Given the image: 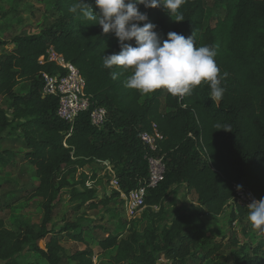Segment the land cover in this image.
I'll use <instances>...</instances> for the list:
<instances>
[{
  "label": "trees",
  "instance_id": "1",
  "mask_svg": "<svg viewBox=\"0 0 264 264\" xmlns=\"http://www.w3.org/2000/svg\"><path fill=\"white\" fill-rule=\"evenodd\" d=\"M73 2L53 0L54 18L44 22L38 33L0 38V47H4L0 51V97L10 99L11 113L9 118L0 108V133L8 128L22 133L24 159L35 167L37 177V183L22 190V195L27 200L40 198L43 209L38 230L11 229L0 218V262L19 264V256L28 250L40 253L48 264H94L95 252L86 233L103 226L92 228L79 216L63 228L49 227L58 195L68 189L69 200L79 212L84 206L87 210L107 206L119 192L100 197L97 188L89 185L96 179L94 166L103 162L112 166L123 191L137 188L148 174L147 149L140 135L155 123L163 135L159 153L166 161L163 180L145 199L149 209L159 208L150 211L155 219L141 230L130 227L124 237L107 230L94 241L104 251L115 249L112 264H160L157 252L171 264H204L223 248L204 217L224 212L235 195L234 183L264 198V0H217L223 15L213 25L207 23L204 0H185L180 22L161 8L146 9L147 22L157 25L162 38L171 31L186 37L194 33L197 46L215 47L218 67L228 73L221 81L225 92L218 104L208 98L210 88L203 83L182 97L164 89L144 96L124 87L130 73L102 66L104 55L120 51L117 38L111 32L104 34L92 21L74 16L68 10ZM51 45L79 69L91 100L107 108L108 119L102 128L92 125L87 113L73 125L62 120L57 113L58 98L44 95L43 74L58 69L54 63H39ZM24 82L27 91L16 93ZM217 125L229 130H217ZM5 140L0 136L1 144ZM182 185L194 191L197 204L162 225L166 197ZM22 195L2 203L10 207ZM248 211L235 207L231 218L245 220ZM65 234L86 248L68 252L63 244ZM44 239L43 249L39 242ZM234 264H264V234L255 244L236 249Z\"/></svg>",
  "mask_w": 264,
  "mask_h": 264
},
{
  "label": "rangeland",
  "instance_id": "2",
  "mask_svg": "<svg viewBox=\"0 0 264 264\" xmlns=\"http://www.w3.org/2000/svg\"><path fill=\"white\" fill-rule=\"evenodd\" d=\"M204 1L208 12L207 23L213 25L223 15V12L217 0ZM52 7L53 0H0V38L10 39L20 32L38 33L44 22L54 18ZM140 9L146 11L142 5ZM6 47L11 48L10 45ZM3 49L4 47H0V51ZM27 89L28 83H21L16 88V93L23 94ZM9 105L10 99L8 97H0V108L6 110L8 117L11 118ZM0 136L6 139L3 144L0 143V218L11 229L31 227L38 230L43 218L41 199L27 200L22 195L24 194L22 190L37 183L35 167L24 159L23 135L20 131L8 128L2 131ZM8 158H10V162L7 161ZM93 171L96 174V179L90 185L97 188L96 195L100 197H105L107 194L112 195L115 192L111 182L112 172L107 164L97 163ZM21 195L23 198L13 202L10 207H5L6 201ZM3 200L5 203H2ZM122 203L120 196L116 195L111 197L107 206L101 205L94 210H87L84 206L79 212L76 210V205L69 200L68 189L64 188L58 195L54 220L49 227L63 228L67 222H73L80 217L83 220H88L86 223L90 224L89 226L92 228L103 226L97 228L96 231H87L86 237L95 252L94 264H112L115 249L106 251L100 249L94 241L95 236H103L105 231L111 230L115 233H121L124 237L129 234L130 227L141 230L151 223L155 218L150 215V211H159L157 207L149 209L146 206L140 215L128 220ZM193 204H197V195L194 191L188 190L185 185L174 187L164 202L161 224L171 223L178 212L189 211ZM234 208V205L228 204L221 215L217 217L206 215L204 217L209 231L216 236L217 241L223 243L221 251L204 264H234L236 249L242 245L248 247L255 244L262 237L261 233L251 228L248 219L241 221L231 218V212ZM91 219H95V222H90ZM63 239V244L68 252L86 248L85 244L70 240L66 234L63 235ZM46 241L47 239H44L39 242L41 248H45ZM234 241H237L238 245H234ZM157 256L160 264H171L161 252H157ZM18 260L19 264H28V261L34 264H48L40 253L28 250L23 252ZM0 264H5V262H0ZM124 264L135 263L127 261Z\"/></svg>",
  "mask_w": 264,
  "mask_h": 264
},
{
  "label": "clouds",
  "instance_id": "3",
  "mask_svg": "<svg viewBox=\"0 0 264 264\" xmlns=\"http://www.w3.org/2000/svg\"><path fill=\"white\" fill-rule=\"evenodd\" d=\"M184 3L185 0H74L68 10L81 21H92L104 34L111 32L117 38L120 51L104 55L102 66L130 73L123 81L124 87L142 95L164 89L174 97H182L203 83L210 88L208 98L218 104L225 92L221 81L228 73H221L215 47L197 46L194 33L186 37L171 31L162 38L157 25L147 22V12L140 9L141 5L145 9L161 8L180 22L184 20L180 13ZM112 75L115 78L116 73ZM218 129L229 130L217 125ZM247 207L251 228L264 234V198Z\"/></svg>",
  "mask_w": 264,
  "mask_h": 264
},
{
  "label": "built area",
  "instance_id": "4",
  "mask_svg": "<svg viewBox=\"0 0 264 264\" xmlns=\"http://www.w3.org/2000/svg\"><path fill=\"white\" fill-rule=\"evenodd\" d=\"M39 63H54L58 67L54 73L43 74V93L58 98L57 113L62 120L73 125L82 113H87L92 125L98 128L105 125L108 119L107 108L96 105L91 100L86 92V80L74 64L67 61L64 55L59 53L53 45L39 57ZM140 138L147 149L145 159L148 174L140 181L137 188L129 192L123 191L112 166L103 162L112 172L113 189L115 192H119L123 201V210L128 220L136 218L146 208L145 199L149 190L155 188L163 180L166 173L165 156L159 153V142L163 139V135L158 126L154 123L150 130L141 133ZM233 188L235 195L229 204L235 207L248 209L247 206L250 203L259 199L248 187L240 183H234Z\"/></svg>",
  "mask_w": 264,
  "mask_h": 264
}]
</instances>
